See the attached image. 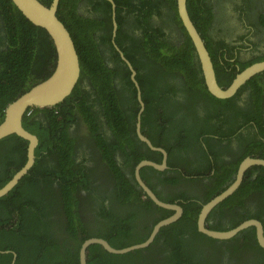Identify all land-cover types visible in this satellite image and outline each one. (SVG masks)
I'll use <instances>...</instances> for the list:
<instances>
[{"label": "trees", "instance_id": "trees-1", "mask_svg": "<svg viewBox=\"0 0 264 264\" xmlns=\"http://www.w3.org/2000/svg\"><path fill=\"white\" fill-rule=\"evenodd\" d=\"M113 1L114 42L135 67L145 102L142 132L166 150L167 165L176 172L169 179L167 174L158 175L162 170L145 165L140 174L161 199L180 203L183 214L161 226L147 246L128 253L113 254L98 244L90 245L87 264H229L226 252L231 256L248 246L260 251L257 264H264V247L254 232L249 233L250 227L226 239L197 228L202 204L234 180L240 160L249 154L264 157V70L230 97H216L205 85L176 0ZM78 4L83 6L82 13ZM251 5L250 0H238L225 14L224 0H187L217 81L224 87L247 64L264 58L258 46L260 34L256 40L249 39L254 49L249 57L235 55L226 42L247 39L245 33L229 29L228 18L248 21L251 14L264 23V6ZM56 14L74 41L81 75L64 101L30 106L23 116L24 127L37 135L38 143L33 165L0 197V250H10L0 252V264H11L12 252L14 264H79L85 239L101 237L115 248L129 246L144 240L154 224L174 212L143 197L132 176L139 160L159 162L162 153L146 146L141 149L134 138L140 101L131 69L112 42L110 2L59 0ZM55 61L47 31L32 23L12 0H0V122L6 105L50 75ZM232 137L234 145L238 143L236 152ZM27 143L16 133L0 139V187L25 162ZM216 144L221 148H215ZM118 153L122 163L116 160ZM147 171H153L165 185L178 182L177 189L159 191ZM186 182L189 188L183 189ZM262 190L264 165L251 164L240 186L211 209L206 225L229 229L244 219L260 218L263 210L256 205L252 209L248 197ZM93 205L89 211L96 219L85 210ZM152 211L158 216L152 218ZM131 221L144 230L136 237ZM184 233L194 243L192 249ZM240 236L243 242L238 243Z\"/></svg>", "mask_w": 264, "mask_h": 264}, {"label": "water", "instance_id": "water-1", "mask_svg": "<svg viewBox=\"0 0 264 264\" xmlns=\"http://www.w3.org/2000/svg\"><path fill=\"white\" fill-rule=\"evenodd\" d=\"M12 1L32 23L43 27L47 31L55 47L56 61L54 65L55 68L50 75L22 92L13 101L9 102L4 109V117L0 122V139L8 136L10 133H16L27 139L28 143L25 162L12 174L11 178L0 187V197L9 193L12 190V187L34 163L35 147L38 143V137L35 133L25 128L22 123L26 110L30 106H50L64 101L65 98L73 92L81 75L79 56L74 41L68 29L56 14L59 0H51L49 5L44 4L40 0ZM107 1L110 2L112 8V42L114 43L121 59L130 67L131 78L137 87L140 104L137 111L136 132L139 138L145 141L149 147L159 150L163 154L162 159L159 162L147 158L139 160L134 167L135 178L151 199L163 207L173 209L174 212L154 224L148 236L144 240L136 242V244L122 248H115L101 237H90L85 239L81 243L79 249V264H87V249L92 244H98L104 250L113 254H125L134 251L137 248L145 247L154 239L161 226L177 220L183 214V207L180 203L161 199L140 175V169L145 165H151L156 169L165 168L167 166V152L163 147L153 145L150 139L141 132L140 118L145 104L142 98L141 85L136 78L137 71L132 62L128 60L123 54V51H121L114 42L117 27L115 20V3L113 0ZM176 5L180 20L192 41L196 56L199 58L205 85L213 95L219 98L230 97L247 79L264 70V58L255 60L243 67V69L235 75L229 85L226 87L220 85L217 81L213 60L208 53L202 36L189 15L187 0H176ZM251 164L264 165V157L247 155L240 160L234 174V180L226 188L202 204L197 216V227L200 231L215 238L226 239L234 236L246 227L255 226L257 241L262 247H264L263 224L256 217L244 219L229 229H213L206 225V217L211 209L231 195L240 186L244 178V172ZM0 252L8 253L10 250H0ZM12 254L13 258L11 264H14L16 255L14 252H12Z\"/></svg>", "mask_w": 264, "mask_h": 264}, {"label": "flooded vegetation", "instance_id": "flooded-vegetation-1", "mask_svg": "<svg viewBox=\"0 0 264 264\" xmlns=\"http://www.w3.org/2000/svg\"><path fill=\"white\" fill-rule=\"evenodd\" d=\"M251 2V6H253L252 8L254 7H257L259 5V3L261 5L264 6V0H250ZM238 4V0H224V12L225 14H228L230 13V11L233 9L234 5L235 4ZM254 4V5H253ZM250 6V7H251ZM78 11L80 13L83 12V6L82 4H78ZM249 18L248 21L245 19V17H242V21H239L238 22V18H228V27L229 29L232 27L233 29V32L237 33V34H241V32L245 33V35L247 36V39L243 38L241 41H237V40H228L227 38V41L228 44L232 47L233 49V53L235 55H239V56H246V57H249L251 52L254 51V49L252 48L251 46V43L249 41V39H254L256 40V36L257 34H260L261 36V39L258 41V46L259 48H261V50H264V23L262 22V19H259L257 17H254L252 16L251 14L249 15ZM255 24V25H253ZM255 27H257L260 31H258L259 33H257L255 30ZM234 45V46H232ZM252 50V51H251ZM224 55H226L224 53ZM234 57L231 58V60H233ZM263 80H264V76L262 77ZM84 83H86V81H84ZM83 86H86V88L89 89V86L86 84H83ZM262 108L264 110V104L262 105ZM139 109V108H138ZM264 113V112H263ZM136 119H137V115H136ZM140 124H141V118H140ZM264 124V122H263ZM140 129H141V126H140ZM141 132H142V129H141ZM143 133V132H142ZM144 134V133H143ZM145 135V134H144ZM261 135V134H259ZM134 138L137 142V145L141 148V149H145V146L146 148L152 150V151H156L155 149H152L151 147H149L147 145V143L143 140H141L136 132V121H135V125H134ZM262 139H264V136H261ZM235 139L232 137L231 140H230V143L233 144L231 145L232 148L235 149L234 152H236L238 150V143H236V145H234ZM151 141V140H150ZM202 142V143H201ZM153 144V143H152ZM198 144H199V141H198ZM154 145V144H153ZM157 146V145H155ZM204 141L202 140V138L200 137V147H204ZM197 147V146H196ZM215 148L219 149L221 148V146L219 144H216L215 145ZM161 152V151H160ZM162 153V152H161ZM152 154H155V153H152ZM250 155V154H249ZM248 155V156H249ZM163 156V154H162ZM247 156V155H246ZM223 157H226L225 155H223ZM262 157V156H261ZM162 159V158H161ZM116 160L119 162V163H122L123 162V159L121 158L120 154H116ZM166 163H167V156H166ZM170 165H167L165 168L163 169H160L162 170V172L158 173V175H164V174H167V177L169 179L172 178V175L173 177H175V174L176 172L174 170H170ZM164 171V172H163ZM212 169L209 171L211 172ZM128 173V172H127ZM141 175V174H140ZM133 179L137 182L136 178H135V174H134V170H133ZM147 176L148 178L150 179V181H154L157 185V188L159 191L161 192H165V193H169L171 190H176L177 189V186L179 185L178 182H175L173 181L172 183L169 182V183H166L163 184L160 180H158V176H156V174L153 172V171H147ZM129 177H130V174H129ZM142 177V175H141ZM235 178V177H234ZM143 179V177H142ZM144 180V179H143ZM145 181V180H144ZM147 183V181H146ZM137 184H139V182H137ZM148 184V183H147ZM149 185V184H148ZM140 186V184H139ZM141 187V186H140ZM189 186H188V182L186 183H183V189H188ZM142 189V196L143 197H147L148 195L146 194V192L144 191V189L141 187ZM156 193V192H155ZM157 194V193H156ZM178 200V199H176ZM155 202V201H154ZM248 202L250 203V206L251 208L253 209V207H255V205L263 210L262 213H261V216L260 218H258L262 224H263V228H264V190L262 191H256V192H252L249 197H248ZM106 204H108V201L105 202ZM156 203V202H155ZM92 208H95V205L89 207L88 209H85L87 210L86 214L88 217H92V219H96L95 217V213L89 211L91 210ZM126 211H129V210H126ZM152 218H155L156 216H158V212L156 211H152L151 212V215H150ZM208 216V215H207ZM254 217H251V218H254ZM100 219V218H99ZM126 219H129V218H126ZM248 219V218H247ZM209 221V220H208ZM243 221V220H242ZM142 222V221H141ZM240 223V222H239ZM131 224L133 225L134 224V221H131ZM206 224H207V217H206ZM250 229H249V233H252L254 232L255 235H256V228L255 226H249ZM253 227V228H252ZM198 228V227H197ZM143 230L142 227H139V225H135L134 224V228H132V234L134 237H136L139 233H141ZM151 231V230H150ZM248 233V234H249ZM184 237H185V240L187 242H190L189 244V248L192 249L194 247V243L192 241H190L189 239V234L187 233H184ZM233 237V236H232ZM231 238V237H230ZM257 239V238H256ZM238 243L240 242H243V236H240V238L237 240ZM136 244V242L134 243ZM132 245V244H131ZM260 251L257 249V248H253V247H245V248H242L240 250H237V251H233L231 253V256H229V253L226 252L225 253V257H230L227 262L229 264H257V262L260 261ZM224 257V258H225ZM223 258V259H224Z\"/></svg>", "mask_w": 264, "mask_h": 264}]
</instances>
